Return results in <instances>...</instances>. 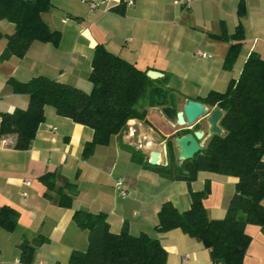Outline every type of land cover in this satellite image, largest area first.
Instances as JSON below:
<instances>
[{
  "label": "crops",
  "instance_id": "0c3cea01",
  "mask_svg": "<svg viewBox=\"0 0 264 264\" xmlns=\"http://www.w3.org/2000/svg\"><path fill=\"white\" fill-rule=\"evenodd\" d=\"M51 1L53 7L42 19L61 33L58 47L36 42L24 58L2 61L7 39L0 40V114L29 106L28 96L14 93L8 85L11 78L26 83L44 76L91 93L89 76L99 45L142 71L168 75V88L177 96V111L186 100L201 102L211 91L224 92L231 80L238 79L251 53L264 59V0H246L241 18L237 17L238 0H193L187 6L173 5L171 0H106L94 11L90 0ZM130 1L134 4L129 5ZM239 22L241 47L228 71L224 61ZM0 31L10 36L15 27L1 21ZM198 52L209 57H200ZM151 113L159 120L152 119ZM45 116L26 151L14 148L16 136L0 138V208L9 206L20 213L15 232L0 228V264H68L74 251H86L89 246L88 233L73 219L78 210L106 213L114 233L128 223L133 236L147 234L159 240L167 264H212L209 251L180 229L156 230L159 210L169 202L179 212L186 211L189 190L200 191L209 182L210 193L203 201L207 216L222 220L238 179L199 172L189 188L185 181L164 178L135 163L122 144L142 151L150 160L149 154L163 148L180 128L161 108H150L146 122L131 120L127 130L110 145L97 147L88 159L83 150L93 139V130L58 116L53 107H46ZM49 173L54 174L55 189L41 180ZM118 180L124 182L126 198L116 188ZM67 183L76 184L79 190L71 208L59 203L58 190ZM63 192L69 195L67 189ZM246 232L251 243L243 264H264V230L247 225ZM37 239L44 243L37 245ZM23 244L33 249L29 262L21 260ZM186 255L188 260L183 262Z\"/></svg>",
  "mask_w": 264,
  "mask_h": 264
},
{
  "label": "trees",
  "instance_id": "16d2710c",
  "mask_svg": "<svg viewBox=\"0 0 264 264\" xmlns=\"http://www.w3.org/2000/svg\"><path fill=\"white\" fill-rule=\"evenodd\" d=\"M52 7L51 0H0V22L7 21L15 27L10 36H4L0 31V40L7 39L2 61L13 56L24 58L36 42L60 45L61 33L52 30L42 19V14ZM245 13L246 0H238L237 17L241 18ZM242 34L239 22L224 61L228 71L236 61ZM89 80L93 85L91 93L44 76L26 83L9 79L8 85L14 93L28 96L29 106L26 110L0 114V138L16 136L14 148L28 150L45 122L46 107H53L58 116L93 130V139L83 150V157L88 159L97 147L110 145L114 137L127 130L131 120L146 122L150 108H161L167 118L176 121L178 111L168 88V75L151 79L147 71L99 45ZM201 103L223 112L219 122L223 134L207 138L203 149L191 160L176 165L174 143L170 138L165 144L166 164L159 166H152L142 151L126 144L121 146L132 154L135 163L164 178L185 181L189 188L199 172L237 178L235 193L222 220H211L207 216L203 201L210 193V184L206 182L200 191L189 190L190 206L186 211L179 212L169 202L162 204L156 230L165 233L180 229L209 251L212 264H243L251 243L246 226L264 230V206L261 204L264 198V59L251 53L238 79L231 80L224 92H209ZM195 128L198 129V125ZM191 132L183 129L176 137ZM41 180L49 189H55L54 174H46ZM64 189L69 195L63 192ZM78 191V186L73 183L59 189L60 205L71 208ZM19 219L20 213L16 209L0 208L1 229L15 232ZM73 219L78 228L88 233L89 246L86 251H74L68 264H167V254L159 240L147 234L133 236L128 223L120 233H114L106 213L78 210ZM36 242L40 245L44 240L37 239ZM21 249V260L29 262L33 249L25 244Z\"/></svg>",
  "mask_w": 264,
  "mask_h": 264
},
{
  "label": "water",
  "instance_id": "95a60500",
  "mask_svg": "<svg viewBox=\"0 0 264 264\" xmlns=\"http://www.w3.org/2000/svg\"><path fill=\"white\" fill-rule=\"evenodd\" d=\"M163 76L164 75L159 72L148 71V77L151 79H159ZM222 117L223 112L219 108L210 110L208 106L201 102L186 100L182 109L176 114V125L182 130H191L200 120L204 119L207 125V131H193L183 136L176 137L174 139V143L178 149L177 159L181 162L191 160L203 149V142L206 141L207 138L214 135L221 136L223 134V130L219 126V122ZM164 148L166 155V145ZM160 162V153L158 151L152 152L149 163L152 166H159L161 165Z\"/></svg>",
  "mask_w": 264,
  "mask_h": 264
},
{
  "label": "built area",
  "instance_id": "2783aa9c",
  "mask_svg": "<svg viewBox=\"0 0 264 264\" xmlns=\"http://www.w3.org/2000/svg\"><path fill=\"white\" fill-rule=\"evenodd\" d=\"M191 1L193 0H171V2L173 3V5H176V6H187ZM106 3V0H90L88 2V5L91 9V11H94L98 8H100L101 6H103L104 4ZM129 5H133L134 2L133 1H130L128 3ZM198 56L200 57H209L207 56L205 53H202V52H198ZM53 130H56V129H53ZM132 136H134V133H130ZM4 145H6V142L3 141ZM26 185L27 186H30L31 183L30 182H26ZM116 188L118 189V191L121 192V195L123 198H126L128 196V193L127 191L125 190L124 188V182L122 180H118L116 182ZM183 262H186L188 260V255L184 256L182 258Z\"/></svg>",
  "mask_w": 264,
  "mask_h": 264
},
{
  "label": "rangeland",
  "instance_id": "374dc122",
  "mask_svg": "<svg viewBox=\"0 0 264 264\" xmlns=\"http://www.w3.org/2000/svg\"><path fill=\"white\" fill-rule=\"evenodd\" d=\"M173 91L171 90V93H172ZM172 96H173V98H174V100H176V98H177V96H176V94H173L172 93ZM176 102V101H175ZM210 110H212L211 108H210ZM151 117H152V119H154V120H156V121H158L159 120V117L157 116V114L156 113H151ZM170 121L172 122V123H175L176 124V121L174 120V119H170ZM198 129L197 128H192L191 129V131H207V125H206V122H205V120L204 119H202V120H200L199 122H198ZM178 127V126H177ZM178 130L175 132V134L174 135H172L171 137H170V140L172 141V143H174V139L176 138V135H177V133L179 132V131H181L182 129L181 128H177ZM144 143V142H143ZM204 144H205V141L203 142ZM141 145V144H140ZM144 145V144H143ZM164 146H165V144H164ZM164 146H163V148H161L158 152L160 153V156H161V164H165L166 163V155H165V148H164ZM142 147V146H141ZM147 151V154L148 153H150L151 151L150 150H146ZM154 152V151H153ZM152 153V152H151ZM177 154H178V149H177V147L175 146V143L173 144V155H174V161H175V163H176V165H179L180 163H181V161H179L178 159H177ZM149 159H150V157H151V155L149 154Z\"/></svg>",
  "mask_w": 264,
  "mask_h": 264
}]
</instances>
